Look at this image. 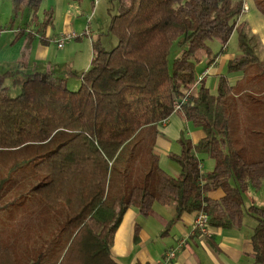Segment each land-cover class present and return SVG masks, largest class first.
<instances>
[{
    "label": "trees",
    "instance_id": "1",
    "mask_svg": "<svg viewBox=\"0 0 264 264\" xmlns=\"http://www.w3.org/2000/svg\"><path fill=\"white\" fill-rule=\"evenodd\" d=\"M40 1L10 0L12 13L34 12ZM252 1L264 17V0ZM109 4L106 32L116 43L105 49L98 36L91 40L76 89L49 70H0V264H118L109 247L123 212L132 206L145 216L154 203L173 207L166 227L183 212H202L208 227L223 229L252 213L251 264H264V207L242 203L264 182V60L246 24L235 25L240 1ZM233 26L237 54L225 72L241 76H219L215 93L191 88L196 49L205 39L224 42ZM169 32L191 45L170 66ZM174 111L204 135L192 143L180 133L178 152L167 155L178 167L172 175L153 147L158 124ZM203 156L212 161L205 172Z\"/></svg>",
    "mask_w": 264,
    "mask_h": 264
},
{
    "label": "crops",
    "instance_id": "2",
    "mask_svg": "<svg viewBox=\"0 0 264 264\" xmlns=\"http://www.w3.org/2000/svg\"><path fill=\"white\" fill-rule=\"evenodd\" d=\"M240 9L235 18V25L243 22L248 29L254 51L258 60H264V17L256 10L252 0H239ZM246 6L245 10L241 7ZM74 21V12L69 15ZM68 17V15H66ZM83 21H80V25ZM85 34L81 31L75 38L66 40L62 46L57 47L54 41L61 31L54 34L51 47L46 43L49 39L38 33L18 29L13 38L6 39L0 46V64L2 70H19L30 72L32 70H49L64 78L65 84L71 73L70 66L75 62L74 39H81L82 35L88 36L91 58L92 32ZM75 29V27H74ZM234 26L229 33H234ZM102 33V31H99ZM228 35V36H229ZM31 36L27 52L23 62L19 64V53L27 37ZM53 36V37H54ZM38 38V39H37ZM176 38V37H175ZM228 37L224 42L218 38L208 39V44L195 51V87L199 84L210 89L216 85L219 76H225L228 83H234L241 74L225 72L228 60L237 54L226 46ZM209 43L213 45L209 48ZM220 44V45H219ZM217 45H219L217 47ZM55 47V48H54ZM54 50V51H53ZM53 51V52H52ZM57 53V54H56ZM90 61V59H89ZM37 64L40 65L37 68ZM88 64L80 72H74L78 78L85 71ZM10 79V78H9ZM77 85H75L76 87ZM74 87V88H75ZM158 135L155 138L153 151L158 157L160 167L169 174H176L178 167L168 159V153H176L179 150L177 138L180 133L192 143L203 137L201 129L193 126L186 120L181 111L172 112L164 122L158 124ZM202 160V157H201ZM201 164V162H200ZM212 165V164H211ZM208 167L210 165H207ZM201 172H205L200 168ZM260 189V188H259ZM248 188L242 195L244 208L253 204L256 207H264V192ZM219 191H213L211 197L219 196ZM173 207L154 203L150 213L142 216L135 207L127 208L114 230L109 247L111 258L118 264H251L250 236L255 219L252 213L243 212L241 224L232 228L209 227L207 235H199L192 230V221L196 215L194 212H183L179 217L166 227V223L173 217ZM174 250V256L167 261L163 260V254L167 250Z\"/></svg>",
    "mask_w": 264,
    "mask_h": 264
},
{
    "label": "rangeland",
    "instance_id": "3",
    "mask_svg": "<svg viewBox=\"0 0 264 264\" xmlns=\"http://www.w3.org/2000/svg\"><path fill=\"white\" fill-rule=\"evenodd\" d=\"M109 5V0H41L39 6L34 12L23 9L14 15L11 10L10 0H0V46L4 41H7L6 39H10V37L13 38L18 29H24L31 33H38L39 35L44 36L46 40L49 39V42L46 44L51 47L52 39L58 36H54L55 33L66 31L73 32L77 36L82 33L81 31H84L86 27H88L87 29L93 33L92 39H95L98 36L102 46L105 49H111L115 45L116 39L110 33L106 32L109 21L107 11ZM48 10L51 11L50 22L44 26V14ZM110 11L113 12L112 10ZM72 12H74L75 23L69 18V15H71ZM66 15H68V17H66ZM80 21H83L82 25H80ZM99 31H102V33L100 34ZM169 34L170 43L166 56L168 66H170L172 59L179 55L182 50L191 47L190 41L184 39L182 33L173 34L169 32ZM74 42L78 46H75L74 53L76 55V60L70 66L71 73L65 84L68 89H76L78 87L79 81L78 78L75 77L74 72H80L85 68L90 59V41L88 36L82 35L81 39H74ZM208 42V39H205L202 43L205 45L208 44ZM219 45H217V47ZM210 46L212 47L213 45L209 43V48ZM226 46L231 50H236L235 32L228 36ZM39 66L40 65L37 64V68ZM1 69H4L2 64H0V70ZM235 73L237 72H232V74ZM4 83L8 86L9 95L14 96L19 93V87L12 86L9 78H6ZM75 85L77 86L75 87ZM209 91L210 93H215V87L210 88ZM172 164L175 163L173 162ZM211 164V159L203 156L200 168H202L203 171H208L211 169ZM207 165L210 166L208 167ZM263 192L264 182L259 189V194H263Z\"/></svg>",
    "mask_w": 264,
    "mask_h": 264
},
{
    "label": "built area",
    "instance_id": "4",
    "mask_svg": "<svg viewBox=\"0 0 264 264\" xmlns=\"http://www.w3.org/2000/svg\"><path fill=\"white\" fill-rule=\"evenodd\" d=\"M242 10L246 9V6H242L241 7ZM85 34L88 33V30L84 31ZM76 35L73 32H66V33H60L57 38L54 40L56 42V46L60 47L62 46L63 42L72 38H75ZM195 80L191 86V88H193L195 86ZM184 98H182L180 100V102H183ZM174 110H178V105L174 106ZM164 122V120L161 121V123ZM208 222H207V216L202 213V212H198L193 221H192V230L196 233H198L199 235H207L208 234ZM174 256V250H167L165 251V253L163 254V260L167 261L170 258H172Z\"/></svg>",
    "mask_w": 264,
    "mask_h": 264
}]
</instances>
